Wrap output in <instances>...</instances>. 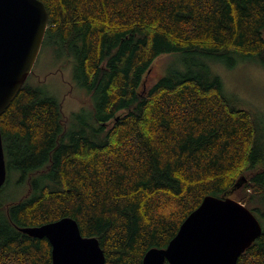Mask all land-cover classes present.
I'll list each match as a JSON object with an SVG mask.
<instances>
[{
    "label": "trees",
    "instance_id": "trees-1",
    "mask_svg": "<svg viewBox=\"0 0 264 264\" xmlns=\"http://www.w3.org/2000/svg\"><path fill=\"white\" fill-rule=\"evenodd\" d=\"M41 1L44 46L75 58L94 105L91 117L64 116L25 82L0 115L8 169L30 184L0 202V264H52L48 240L19 227L62 217L97 240L104 264H142L207 195L256 215L262 232L236 264H264V124L224 94L210 64L232 67L235 54L264 66V0ZM165 54L183 66L148 83ZM190 55L206 74L187 68Z\"/></svg>",
    "mask_w": 264,
    "mask_h": 264
},
{
    "label": "water",
    "instance_id": "water-1",
    "mask_svg": "<svg viewBox=\"0 0 264 264\" xmlns=\"http://www.w3.org/2000/svg\"><path fill=\"white\" fill-rule=\"evenodd\" d=\"M48 19L41 0H0V115L32 72ZM6 177L0 132V188ZM244 181L240 177L234 189ZM19 229L48 240L52 264H104L105 255L97 240L83 237L70 217ZM261 232L260 221L245 204L229 196L207 195L165 247L146 251L142 264H236Z\"/></svg>",
    "mask_w": 264,
    "mask_h": 264
},
{
    "label": "rangeland",
    "instance_id": "rangeland-1",
    "mask_svg": "<svg viewBox=\"0 0 264 264\" xmlns=\"http://www.w3.org/2000/svg\"><path fill=\"white\" fill-rule=\"evenodd\" d=\"M233 58L235 64L232 67L222 62L212 63L211 61L210 64L222 80L224 94L226 93L228 98L253 111L262 125V122L264 124V66L255 58L235 54ZM184 59L187 68L194 73L206 74L205 70L197 67V64L204 63L200 58L190 55L185 56ZM73 60L75 58L72 56L68 57L64 53H59L51 43L44 46L43 41L26 83L31 85L42 99L59 103L64 116L82 109L86 117H91L94 95H90L89 91L80 84L78 77L74 74ZM182 61L183 58L179 59L178 55L165 54L158 57L151 68L148 83H153L159 76L164 75L168 68L176 69L183 66ZM88 120L91 121L90 118ZM258 137L263 138L259 147L264 151V126L260 131L258 130ZM3 146L7 177L0 188L2 203L18 199L25 192L27 193L30 187L27 181L20 182L22 171L14 166L8 169L9 157L4 141Z\"/></svg>",
    "mask_w": 264,
    "mask_h": 264
}]
</instances>
